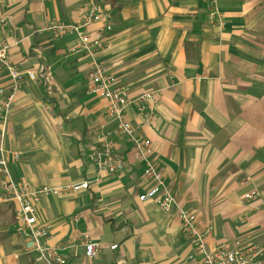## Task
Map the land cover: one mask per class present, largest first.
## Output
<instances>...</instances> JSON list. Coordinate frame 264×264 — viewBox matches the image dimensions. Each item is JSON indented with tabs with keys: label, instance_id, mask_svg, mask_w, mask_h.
Returning <instances> with one entry per match:
<instances>
[{
	"label": "crops",
	"instance_id": "1",
	"mask_svg": "<svg viewBox=\"0 0 264 264\" xmlns=\"http://www.w3.org/2000/svg\"><path fill=\"white\" fill-rule=\"evenodd\" d=\"M210 1L0 0V19L7 18L0 41L10 45L20 72L37 74L24 80L0 121L9 174L52 188L91 181L87 190L43 197L37 205L39 222L49 226L46 243L70 264H185L197 252L178 208L209 229V247L264 243V0H218L222 30L208 24ZM91 3L112 23L92 57L73 53L76 35L53 38L43 30L49 21L79 22ZM93 60L115 64L111 74L130 101L156 93L148 126L133 105L126 118L142 125L151 142V159L176 197L170 209L138 200L149 187L145 165L132 159L106 102L87 93ZM9 85L0 78V86ZM98 135L126 158V170L96 175L89 149ZM250 193L257 195L245 199ZM14 216V206L0 201V264H42L35 252L23 251L27 240L16 233ZM84 236L99 246L92 263ZM71 240L76 247L64 250Z\"/></svg>",
	"mask_w": 264,
	"mask_h": 264
},
{
	"label": "built area",
	"instance_id": "2",
	"mask_svg": "<svg viewBox=\"0 0 264 264\" xmlns=\"http://www.w3.org/2000/svg\"><path fill=\"white\" fill-rule=\"evenodd\" d=\"M218 0H211L207 7L208 24L218 30L224 28V19L218 7ZM7 18L0 19V24L5 23ZM93 26H98L94 31ZM44 31H47L53 38L67 35H76L79 45L73 53L80 51L89 56L104 46L105 33L112 30L110 15L103 8L91 3L89 10L83 14L79 22L66 24L62 22H46ZM10 45L0 41V78H8V87L0 86V121L4 123L12 110L15 93L26 78L33 80L35 72H20L10 60ZM96 60L92 61L88 73V94L103 99L107 104L106 116L117 123L118 134L126 138L132 148V159L143 162L145 167L143 176L149 183V187L143 194L138 196L140 202L154 201L159 208L168 210L175 205L176 197L166 184L162 170L151 159L152 147L149 138L146 136L142 125H133L126 118V110L133 105L140 113H145V126H148L154 118L153 110L150 107L156 97V93L148 92L129 100L126 88L117 84L116 78L111 74L112 68ZM45 70H41L40 77H43ZM97 146H90V161L96 175L120 174L127 168V160L113 150L106 136H97ZM6 152L0 142V201L10 203L14 206L16 233L25 238V253L35 252L36 262L42 264H70L59 249L48 245L50 239L49 226L39 222L37 205L41 198L50 196H68L77 193L79 190H87L91 181L66 185L62 188H52L46 185L34 186L25 178L13 179L7 168V160L3 155ZM17 158V156H14ZM255 195L246 194L245 199L250 200ZM185 238L189 244L194 246L197 254L189 255L185 264H264V243L253 240H235L232 243L223 242L214 246H207L206 237L209 229L199 228L196 214L178 208L176 213ZM85 257L92 263L98 254L99 246L88 240L87 236L82 238ZM76 247L74 240L64 245V250ZM116 250L117 245L110 247ZM116 264H121L119 261Z\"/></svg>",
	"mask_w": 264,
	"mask_h": 264
},
{
	"label": "trees",
	"instance_id": "3",
	"mask_svg": "<svg viewBox=\"0 0 264 264\" xmlns=\"http://www.w3.org/2000/svg\"><path fill=\"white\" fill-rule=\"evenodd\" d=\"M47 101L50 103V100L47 99Z\"/></svg>",
	"mask_w": 264,
	"mask_h": 264
},
{
	"label": "rangeland",
	"instance_id": "4",
	"mask_svg": "<svg viewBox=\"0 0 264 264\" xmlns=\"http://www.w3.org/2000/svg\"><path fill=\"white\" fill-rule=\"evenodd\" d=\"M87 93H88V89H87Z\"/></svg>",
	"mask_w": 264,
	"mask_h": 264
}]
</instances>
